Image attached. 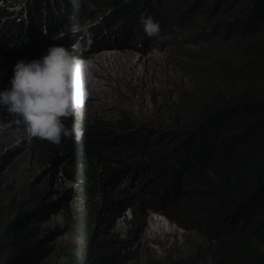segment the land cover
<instances>
[{
    "label": "trees",
    "instance_id": "obj_1",
    "mask_svg": "<svg viewBox=\"0 0 264 264\" xmlns=\"http://www.w3.org/2000/svg\"><path fill=\"white\" fill-rule=\"evenodd\" d=\"M57 1L46 3L52 12L58 11L59 28L65 4L74 20L85 1L99 11L116 3ZM66 1L72 2L71 7ZM133 1L125 0L115 16L122 13L131 18L135 12L132 18H139L140 11L135 10L139 3L133 5ZM160 1L142 0L147 15L158 23L161 19L152 11ZM21 2L19 11H25L17 20L14 12L4 13V6L10 4H0L6 21L5 25L0 22V90L8 86L16 61L37 59L60 42L90 43L88 34L71 43L69 33L43 42L47 33L42 39L40 29L31 32L44 21L45 13L38 12L44 6L38 5L37 10ZM248 11L247 28L264 29V0H253ZM134 26L131 23L127 29ZM24 28L32 44L13 41ZM106 29L108 25L103 24L101 30ZM260 52L264 54V49ZM246 60L243 67L253 66L258 58ZM62 120L66 126L75 122L83 130L78 142L28 139L23 123L0 108V136L20 134L13 146L0 147V264H42L49 259L56 249L47 245V238L34 243L33 235L35 225L57 212L65 235L80 236L78 246L63 247L65 256L72 258L70 264H264V92L215 97L200 109L193 124L178 131L161 128L151 133L125 122L86 125L70 117ZM32 166L37 167L35 171ZM57 174L70 187L69 206L59 205L61 199L47 201L36 187L41 179L52 181ZM121 214L135 223L136 232L144 230L151 216L187 231L192 235L187 251L154 261L122 253L125 245L99 236Z\"/></svg>",
    "mask_w": 264,
    "mask_h": 264
},
{
    "label": "rangeland",
    "instance_id": "obj_2",
    "mask_svg": "<svg viewBox=\"0 0 264 264\" xmlns=\"http://www.w3.org/2000/svg\"><path fill=\"white\" fill-rule=\"evenodd\" d=\"M21 1L0 0V4H10L4 6V13L6 10L14 12L13 18L17 20L25 11V8L19 11L24 4ZM25 1L37 10L38 5L44 6L38 12L45 13L46 17L31 32L40 29L42 39L47 33L43 42L62 39L67 33L72 35L71 43L81 35L90 37L89 44L78 41L72 46L70 42L58 44L77 57L93 61L88 101L79 114L70 117L86 125L99 121L113 125L125 122L151 133L161 128L178 131L193 124L200 109L215 97L264 92L261 64H264V54L260 52L264 49V29L247 28L248 10L253 0H161L152 11L161 19L159 23L156 21L159 31L154 36L146 35L140 23L142 16H149L142 0L133 1V5L139 3L135 9L140 11L137 19L132 18L135 12L131 18L122 13L115 16L114 12L123 10L125 0L106 4L104 11L85 1L83 11L79 10L74 20L69 16L71 8L65 4L60 11L63 17L60 28L55 18L58 11L52 12L53 7L46 0ZM66 2L71 7L72 2ZM4 13L0 15L3 25L6 24L2 20ZM194 18L198 19L194 21ZM130 22L135 26L127 29ZM103 24L108 25L106 32L101 30ZM15 35V43L18 40L19 44H32V36L26 28ZM250 56L258 60L253 66L243 67ZM17 136L20 134L0 136V147L13 146L18 142ZM32 167L33 171L37 168ZM36 187L45 193L47 201L57 203L61 199L59 205L69 206L70 187L58 174L52 181L48 177L41 179ZM60 214L57 212L54 217L35 225L33 242L47 238V245L56 249L42 264H70L72 258L65 256L63 247H76L81 241L75 232L65 235ZM145 226L144 230L136 232L135 223L121 214L118 219L114 217L106 226V232H99V236L125 245L121 247L122 253L129 255V251L130 255L148 261L163 255L176 257L187 251V241L192 237L187 231L157 216L149 217ZM128 242L131 243L127 245Z\"/></svg>",
    "mask_w": 264,
    "mask_h": 264
},
{
    "label": "clouds",
    "instance_id": "obj_3",
    "mask_svg": "<svg viewBox=\"0 0 264 264\" xmlns=\"http://www.w3.org/2000/svg\"><path fill=\"white\" fill-rule=\"evenodd\" d=\"M140 23L146 35L154 36L159 25L151 16ZM93 61L77 57L70 49L53 44L39 58L20 59L12 67L8 86L0 90V108L17 117L28 139L52 144L64 139L79 141L83 130L62 118L79 114L88 101L93 82Z\"/></svg>",
    "mask_w": 264,
    "mask_h": 264
},
{
    "label": "water",
    "instance_id": "obj_4",
    "mask_svg": "<svg viewBox=\"0 0 264 264\" xmlns=\"http://www.w3.org/2000/svg\"><path fill=\"white\" fill-rule=\"evenodd\" d=\"M25 21L27 20L26 17L23 18ZM54 177V176H53Z\"/></svg>",
    "mask_w": 264,
    "mask_h": 264
}]
</instances>
